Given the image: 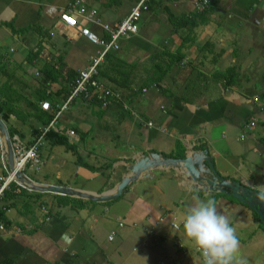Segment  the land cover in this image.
Here are the masks:
<instances>
[{
  "label": "crops",
  "instance_id": "1",
  "mask_svg": "<svg viewBox=\"0 0 264 264\" xmlns=\"http://www.w3.org/2000/svg\"><path fill=\"white\" fill-rule=\"evenodd\" d=\"M137 1L0 0V103L8 114L1 119L10 138L30 145L99 49L63 25L60 13L95 10L98 23L78 17L79 24L107 39L100 24L118 23ZM119 46L104 55L98 78L122 91L131 110L76 97L43 135L39 169L25 175L99 194L115 188L140 152L178 158L207 150L221 177L264 192V0H214L201 12L191 0H150ZM60 137L68 147L57 144ZM70 151L90 162L75 156L70 165ZM3 164L9 167L0 138V177ZM201 187L174 169H156L97 202L13 182L0 200L8 221H1L0 264H201L182 227L194 196L215 199L236 230L239 257L264 264V224L253 209Z\"/></svg>",
  "mask_w": 264,
  "mask_h": 264
},
{
  "label": "built area",
  "instance_id": "2",
  "mask_svg": "<svg viewBox=\"0 0 264 264\" xmlns=\"http://www.w3.org/2000/svg\"><path fill=\"white\" fill-rule=\"evenodd\" d=\"M194 4L195 9L198 12L205 11L214 0H191ZM150 0H138L135 6L127 13V15L121 19L118 23L109 26L105 24H100L102 28L107 32L108 38L102 39L89 28L80 26L78 17L97 22L95 19V10L87 11L79 6L78 9L73 11H63L60 13V21L69 28H76L79 33L88 39L90 42L94 43L99 47L96 54L91 57V62L79 70L77 77L75 79L74 85L68 91L63 103L61 105H56V110L54 116L49 125L45 126L41 133L33 140L30 145H25L17 137L11 138V143L13 147V156H14V165L13 169L7 167L6 164H3L5 173L0 177V200L4 195V192L10 187L13 182L20 183L16 177L15 173L17 170L24 172L25 169L31 168L38 170L41 164V159L39 156V147L42 143L43 135L48 131L50 127L54 124L56 118L60 113L66 110L69 104L76 98L81 96L84 99H94L100 103V105L106 107L111 103H119L124 110H131L128 98L123 94L122 91L116 88H112L109 85L104 84L98 78V67L103 60L104 55L111 50H118L119 40L122 38H127L131 34L135 33L138 29V20L141 17V14L144 10L148 8ZM80 0H75L74 6H78ZM35 75H38V72H35ZM152 86H156L152 84ZM137 89H134L136 91ZM146 87H142L137 90V92H145ZM41 108L44 110H49L51 105L48 101H42L40 104ZM152 122H147L148 126H152ZM251 126L254 125L252 121ZM74 134V130H69L68 135L71 137ZM4 151L2 152L3 156ZM41 211L43 212L45 221L50 219L48 206L45 204L41 205ZM1 209V207H0ZM123 223L120 222L119 226H122ZM176 227V224H172ZM4 224L0 221V229H4ZM148 235L156 236L157 231L155 229H148ZM115 232L112 231L109 235V239H112ZM180 248L184 247V244L181 241L177 242ZM198 253V252H197ZM201 257V264H203V259Z\"/></svg>",
  "mask_w": 264,
  "mask_h": 264
},
{
  "label": "water",
  "instance_id": "3",
  "mask_svg": "<svg viewBox=\"0 0 264 264\" xmlns=\"http://www.w3.org/2000/svg\"><path fill=\"white\" fill-rule=\"evenodd\" d=\"M0 138L4 144L8 165L13 169L14 156L11 138L8 134L7 127L0 117ZM128 173L121 178L120 182L110 192L104 191L99 194H93L88 191L65 187L53 184H37L32 181L21 170L15 173L16 179L20 184L27 188L51 191L65 195H75L89 199L91 201L105 202L117 198L123 190L135 182L138 178H149L150 173L156 169H174L181 176L190 179L197 184H204L205 187L200 190H219L221 192L231 193L232 196L242 203L247 204L257 212L261 222L264 224V201L257 199V192L248 185H242L240 181H228L221 177L214 169L207 150L201 152L190 151L184 157H170L158 152H140L135 155L133 161L127 166ZM204 182V183H203Z\"/></svg>",
  "mask_w": 264,
  "mask_h": 264
},
{
  "label": "clouds",
  "instance_id": "4",
  "mask_svg": "<svg viewBox=\"0 0 264 264\" xmlns=\"http://www.w3.org/2000/svg\"><path fill=\"white\" fill-rule=\"evenodd\" d=\"M195 204L182 221L183 233L194 250L201 254L203 264H247L238 253L240 241L229 218L218 212L217 201L194 196ZM264 201V192L257 194Z\"/></svg>",
  "mask_w": 264,
  "mask_h": 264
},
{
  "label": "trees",
  "instance_id": "5",
  "mask_svg": "<svg viewBox=\"0 0 264 264\" xmlns=\"http://www.w3.org/2000/svg\"><path fill=\"white\" fill-rule=\"evenodd\" d=\"M75 78H76V77H75ZM155 83H156V86H158V83H157V82H155ZM3 111H4V110H3V108H2V103H0V115H1V118H2L3 120H6V119L8 118V114L5 113V112H3ZM53 116H54V114H50V115L48 116L47 120L50 121V120L53 118ZM49 131H50V130H49ZM49 131H47V133H48ZM9 133H11V132L9 131ZM56 142H57V144H64V145H66V147H68V142H67L65 139L61 138V137H60ZM78 158H80V157H78ZM78 160H79V159H78ZM252 216H253V218L256 219V220H259V219H260V218H259V215L257 214V212H256L255 210H252ZM0 221H3L4 223H7V222H8V221L4 218L1 209H0Z\"/></svg>",
  "mask_w": 264,
  "mask_h": 264
},
{
  "label": "rangeland",
  "instance_id": "6",
  "mask_svg": "<svg viewBox=\"0 0 264 264\" xmlns=\"http://www.w3.org/2000/svg\"><path fill=\"white\" fill-rule=\"evenodd\" d=\"M23 128L25 129L26 127H23ZM75 156L80 157L81 160L90 162V159H88V157L85 154H78V155L75 154V155H73L72 152L70 151V152H68V156H66V160L68 162L70 161L69 162L70 165H73L72 162L74 161ZM26 173L28 174V173H30V171L28 169H26Z\"/></svg>",
  "mask_w": 264,
  "mask_h": 264
}]
</instances>
